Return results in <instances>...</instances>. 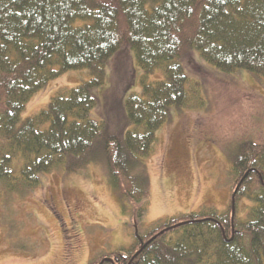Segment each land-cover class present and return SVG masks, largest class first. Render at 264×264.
Wrapping results in <instances>:
<instances>
[{"label": "trees", "instance_id": "16d2710c", "mask_svg": "<svg viewBox=\"0 0 264 264\" xmlns=\"http://www.w3.org/2000/svg\"><path fill=\"white\" fill-rule=\"evenodd\" d=\"M125 47L144 76L141 93L125 100L136 128L119 134L91 112L106 66ZM194 51L227 75L264 79V0H0V197L26 198L57 169L102 164L113 190L143 217L151 195L145 159L172 110L189 103L182 62ZM84 69L90 80L22 119L52 80ZM159 69L164 79L148 83ZM232 159L237 191L228 212L167 218L90 264H264V144L243 141ZM243 198L254 202L249 220L235 213Z\"/></svg>", "mask_w": 264, "mask_h": 264}, {"label": "rangeland", "instance_id": "374dc122", "mask_svg": "<svg viewBox=\"0 0 264 264\" xmlns=\"http://www.w3.org/2000/svg\"><path fill=\"white\" fill-rule=\"evenodd\" d=\"M182 63L189 103L172 110L145 159L151 193L146 214L139 217L134 203L119 197L102 164L78 173L57 169L43 175L26 198L0 197V264H90L130 248L167 218L230 210L237 191L232 158L238 145L248 140L264 144V79L247 71L227 75L198 51ZM143 76L134 52L121 49L106 66L91 118L106 122L111 133L136 128L126 122L125 100L141 93ZM91 77L86 69L65 72L31 98L22 119L38 115L56 93ZM163 79L159 69L147 82ZM253 206L243 198L235 213L249 220Z\"/></svg>", "mask_w": 264, "mask_h": 264}]
</instances>
